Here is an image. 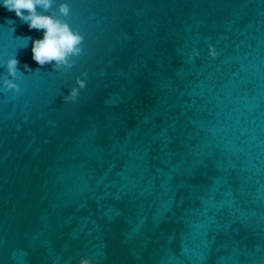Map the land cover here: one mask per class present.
<instances>
[{
	"label": "water",
	"instance_id": "1",
	"mask_svg": "<svg viewBox=\"0 0 264 264\" xmlns=\"http://www.w3.org/2000/svg\"><path fill=\"white\" fill-rule=\"evenodd\" d=\"M38 11L83 52L40 66L0 5V264H264V0Z\"/></svg>",
	"mask_w": 264,
	"mask_h": 264
},
{
	"label": "clouds",
	"instance_id": "2",
	"mask_svg": "<svg viewBox=\"0 0 264 264\" xmlns=\"http://www.w3.org/2000/svg\"><path fill=\"white\" fill-rule=\"evenodd\" d=\"M53 3L54 0H0V5L7 11L14 12L22 23H27L29 30H44L41 39L25 38L27 41H32V59L40 66L53 64L54 70H61L63 67L71 68L73 66L72 58L82 54L84 37L78 31H74L69 23L58 17L56 12L41 14L38 11V9H43L48 12ZM58 13L62 17H67L70 14L68 4L60 3ZM208 48L209 55L215 58L217 52L214 46L209 44ZM198 55L196 50L189 54L190 58ZM19 63L15 57L7 60L8 75L12 79L6 77L3 80L6 90L19 91L18 85L14 82L18 74ZM24 69L28 72L32 71L28 64H24ZM76 85L77 87L71 88L69 93L63 97L64 101L75 102L79 96V90L86 86L85 80L77 77ZM79 264H91V261L89 258H82Z\"/></svg>",
	"mask_w": 264,
	"mask_h": 264
}]
</instances>
